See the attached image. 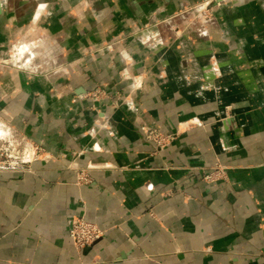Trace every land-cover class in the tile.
I'll list each match as a JSON object with an SVG mask.
<instances>
[{"label":"crops","instance_id":"1","mask_svg":"<svg viewBox=\"0 0 264 264\" xmlns=\"http://www.w3.org/2000/svg\"><path fill=\"white\" fill-rule=\"evenodd\" d=\"M0 123V264H264V0H0Z\"/></svg>","mask_w":264,"mask_h":264},{"label":"built area","instance_id":"2","mask_svg":"<svg viewBox=\"0 0 264 264\" xmlns=\"http://www.w3.org/2000/svg\"><path fill=\"white\" fill-rule=\"evenodd\" d=\"M208 4L209 2L202 4V11L200 10L198 13V19H200L201 22H206L209 20V16L206 14ZM13 51L15 53L14 58H12L11 61H2V66H15L16 68L22 69L28 73L36 74V70L31 61L20 60L23 50L15 48ZM131 82L134 89L140 88L142 85L140 77H132ZM103 94L104 93L101 90L97 89L91 92L90 97L93 100H100L104 97ZM123 101L129 100L124 98ZM0 130V169H7L13 172L26 170V165L29 163L30 158H32L34 154L38 155V153L43 151L39 145L32 143L27 138L20 136L17 137V139L13 138V133L5 124L0 123ZM149 134L150 132L148 135ZM151 136H153V140L155 139V142L161 148L169 141L167 136L158 134H152ZM79 181L80 183L85 184L89 182V178L84 172H82L80 174ZM68 235L72 240L73 245L77 249H83L96 242L103 235V232L96 222H90L84 218L78 217L71 220V226L69 228Z\"/></svg>","mask_w":264,"mask_h":264},{"label":"water","instance_id":"3","mask_svg":"<svg viewBox=\"0 0 264 264\" xmlns=\"http://www.w3.org/2000/svg\"><path fill=\"white\" fill-rule=\"evenodd\" d=\"M215 3H216V2H212L211 6L215 5ZM200 8H202V6H201ZM198 10H199V9H198Z\"/></svg>","mask_w":264,"mask_h":264},{"label":"bare ground","instance_id":"4","mask_svg":"<svg viewBox=\"0 0 264 264\" xmlns=\"http://www.w3.org/2000/svg\"><path fill=\"white\" fill-rule=\"evenodd\" d=\"M0 134H1V130H0Z\"/></svg>","mask_w":264,"mask_h":264}]
</instances>
